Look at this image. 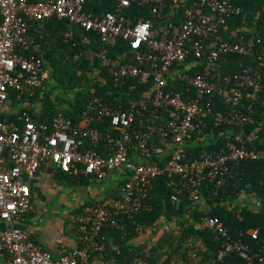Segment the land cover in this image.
<instances>
[{
    "label": "built area",
    "instance_id": "2783aa9c",
    "mask_svg": "<svg viewBox=\"0 0 264 264\" xmlns=\"http://www.w3.org/2000/svg\"><path fill=\"white\" fill-rule=\"evenodd\" d=\"M94 1L98 0H0V105L8 101L12 90L34 96L50 77L43 60L29 52L34 45L29 35L31 20L66 19L93 31L105 44L128 41L135 50L136 62L118 65L103 53L101 58L107 71L118 82L139 76L152 77L154 82L151 96L131 101L125 110L95 100L97 119L110 120L107 132L89 122L73 123L62 115L52 125L37 123L25 110L17 119L0 118V221L6 224L0 228L3 264H94L89 248L75 247L56 257L19 225L33 208L31 181L41 167L100 177L118 168L125 171L120 197L88 204L73 217L79 239L91 247L97 245L95 239L103 226H118V215L138 211L154 178L178 176L181 187L197 201L205 180L217 187L226 182L232 162L264 160V148L250 146L257 135L242 132L235 133L217 151L203 149L197 158L187 154L194 132L214 113L217 95L224 97L228 110L216 111V125L241 127L253 122L239 107L244 89L253 88L256 96L264 92L262 39L232 32L233 41L211 40L222 30L230 29L228 20L241 12L240 6L232 0H115L112 10L94 12L88 8V3ZM134 2L149 4L152 17L162 19V23L155 26L152 19L141 15L134 22L128 13ZM175 15L178 23L173 20ZM258 46L255 65L219 81L211 79V63L231 53H254ZM199 66H203L202 70L192 72ZM171 77L185 81L194 95L185 98L180 92L168 91ZM141 117L147 131L134 130ZM164 118L165 123L159 124ZM158 132L164 138L170 137L173 146L164 166L152 161L151 143ZM89 140L96 144L103 141L110 152L84 148ZM154 150L161 158L162 147ZM200 226L214 231L222 240L220 258L236 252L247 264H264V241L258 230L249 231L251 239L258 243L252 246L242 237H232L217 217L205 219Z\"/></svg>",
    "mask_w": 264,
    "mask_h": 264
},
{
    "label": "trees",
    "instance_id": "16d2710c",
    "mask_svg": "<svg viewBox=\"0 0 264 264\" xmlns=\"http://www.w3.org/2000/svg\"><path fill=\"white\" fill-rule=\"evenodd\" d=\"M232 1L240 6L241 12L228 20L229 30H222L211 40L233 41L235 37L232 32H236L245 38H260L264 41V0ZM114 6L115 0L88 3V8L94 12L112 10ZM128 13L134 22L138 21V15L152 19L155 26L163 21L152 17L149 4L134 2ZM173 20L178 23V16H173ZM29 35L34 43L29 52L35 53L43 60L45 69L50 71V77L37 89L34 96L12 90L7 102L10 101L13 105L39 102L41 110H34L26 105L10 114L1 113L0 118L17 119L24 110L31 114L35 122L48 125H52L54 119L61 115L77 124L88 118L91 126L107 132L111 127L110 120L97 119V110L94 108L97 104L96 99L116 110H125L131 101L148 98L153 93L152 77L139 76L118 82L103 64L101 58L103 53L118 65L135 63V50L128 41L118 40L115 43L105 44L93 31L84 30L66 19L58 18L31 20ZM259 50L260 46L254 53L248 55L231 53L222 56L210 64L211 79L219 81L224 76L242 72L255 65L258 62ZM206 55L205 53L204 57ZM202 68L203 66H199L192 72ZM57 90L65 93L74 92L75 104L72 108L61 106L57 101ZM167 90L180 92L185 98L194 95V90L177 77L169 78ZM255 93L253 88L244 89L239 107L252 117L253 122H247L241 127L227 123L216 125V111L228 110L224 97L217 95L214 99V113L208 116L205 124L194 132L188 144V157L197 158L203 149L217 151L238 132L256 134L257 140L250 146L264 148V92L257 96L254 95ZM148 107H151L150 103ZM141 119L143 117L136 121L134 130L147 131L146 124L141 123ZM158 123L164 124L165 118ZM163 138L158 132L153 136L151 143L152 161H158L161 166H164L170 157L168 155L165 159L164 156L158 158L154 150L155 147L163 145ZM206 139L209 143L205 144ZM165 140L170 142L171 138ZM192 141L200 144H192ZM84 148H96L104 154L110 152L103 141L96 144L89 140ZM131 151L134 153V148ZM51 171L60 184L79 189L88 188L101 178L98 174L72 175L59 168ZM123 183L124 180L121 186ZM244 194L260 201L261 208L255 210L249 205L239 203V198ZM109 195V197H120L121 188L112 191ZM173 195L176 196L175 199ZM96 202H87L79 207L77 212H81L86 205ZM209 217H217L224 223L232 237H242L252 246L258 243L251 239L249 231L258 230L261 241H264V160L243 159L232 162L230 176L227 177L226 182L217 187L205 180L200 199L197 201L189 191L181 187L178 176L160 175L151 181L148 194L141 201L136 213L118 215L116 217L118 226H103L95 239L97 245L88 247L80 240L77 247L89 248L94 264H138L140 261L148 264H247L245 258L236 252L219 257L222 240L214 231L200 226ZM162 219L166 220L165 223H174L177 227L171 242L166 234L160 238L154 237L156 229H162L159 225ZM148 229H155L150 239L136 242Z\"/></svg>",
    "mask_w": 264,
    "mask_h": 264
},
{
    "label": "crops",
    "instance_id": "0c3cea01",
    "mask_svg": "<svg viewBox=\"0 0 264 264\" xmlns=\"http://www.w3.org/2000/svg\"><path fill=\"white\" fill-rule=\"evenodd\" d=\"M56 92L57 101L61 106L69 108L74 106L75 94L71 91L65 93L61 90H57ZM9 104L10 107L7 114L19 111L20 108L26 105H29L34 110H41L39 102L35 104L21 103L19 105H13L9 101ZM88 122L90 123L89 119L85 118L82 124ZM231 132L233 131L231 130ZM162 143L163 145L160 147L163 149L162 156H164L163 159H165V157L170 155L173 146L170 142L165 140V138L162 139ZM206 143H209L207 139L205 141V144ZM192 144L199 145L200 143L192 141ZM124 178L125 171L118 168L108 172L96 183L91 184L86 190H81L79 188L60 184L54 178L51 170L41 167L31 181L33 208L25 218L19 222V225L24 227L38 243L47 247L54 256L58 257L63 251L75 248L80 244L77 226H75L76 224L73 221V217L80 213L77 212L79 207L85 205L87 202L100 201L109 197L112 191L114 192L121 188L120 186ZM238 201L241 204L249 205L255 210L261 208L260 201L250 198L245 194L242 195ZM165 221V219H162L160 223L163 224ZM166 223L165 227H168ZM5 225V222L0 221V228ZM0 264H3V255L1 253Z\"/></svg>",
    "mask_w": 264,
    "mask_h": 264
},
{
    "label": "rangeland",
    "instance_id": "374dc122",
    "mask_svg": "<svg viewBox=\"0 0 264 264\" xmlns=\"http://www.w3.org/2000/svg\"><path fill=\"white\" fill-rule=\"evenodd\" d=\"M71 92L74 94L73 91H71ZM9 105H10L9 102H7L6 104L1 105L0 106V113L4 112V113L7 114L8 110H9V107H10ZM86 189L87 188L81 189V190H86ZM159 225H161L160 227L162 229H156L157 231H156L154 237L155 238H160L161 236L166 234V236L169 237V242H171V240L174 238V235H175V233H173V232L177 229V227L173 223L167 224L168 227H165L166 226L165 223H163V224L160 223ZM152 231H155V229H148L146 232H143L141 234V236L138 238V240H136V242H143L145 240H149L150 236L152 235ZM171 231H172V233H171ZM151 241H152V239H151Z\"/></svg>",
    "mask_w": 264,
    "mask_h": 264
}]
</instances>
